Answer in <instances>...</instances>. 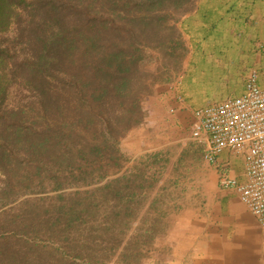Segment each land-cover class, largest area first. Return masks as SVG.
Segmentation results:
<instances>
[{
    "label": "trees",
    "instance_id": "1",
    "mask_svg": "<svg viewBox=\"0 0 264 264\" xmlns=\"http://www.w3.org/2000/svg\"><path fill=\"white\" fill-rule=\"evenodd\" d=\"M195 1L0 0V264H140L155 175L121 144L184 48L166 10Z\"/></svg>",
    "mask_w": 264,
    "mask_h": 264
},
{
    "label": "crops",
    "instance_id": "2",
    "mask_svg": "<svg viewBox=\"0 0 264 264\" xmlns=\"http://www.w3.org/2000/svg\"><path fill=\"white\" fill-rule=\"evenodd\" d=\"M179 28L188 41L186 57L175 80L155 87V99L173 110L166 121L170 129L188 122L185 147L211 170L217 187L212 222L219 217V226L209 225L210 239L189 243L166 264H264V228L234 191L219 185L222 175L244 180L240 158L225 150L208 163L205 143L191 136L192 111L243 96L252 75L264 88V0H199L181 17Z\"/></svg>",
    "mask_w": 264,
    "mask_h": 264
},
{
    "label": "rangeland",
    "instance_id": "3",
    "mask_svg": "<svg viewBox=\"0 0 264 264\" xmlns=\"http://www.w3.org/2000/svg\"><path fill=\"white\" fill-rule=\"evenodd\" d=\"M192 7L193 3L166 10V31L163 33L166 42L175 43L179 39L167 27L174 23L179 31L181 17ZM180 41L185 51L184 48L179 49L175 56H170L166 52L165 60L163 58L152 60L148 65L149 70L155 75L163 74L162 79L166 82L159 85L176 79L177 71L189 47L182 32ZM181 52L184 56L177 66L176 57ZM155 98L154 88L153 94L145 103V120L134 128L121 144L123 152L129 159L126 167L141 164L144 168L148 166L149 174L155 175L153 187L146 189L147 202L141 212L142 215H148L147 222L145 224L135 222L126 232L125 240L129 238L138 240L139 247L142 248L140 264H166L167 258L182 255L189 243L210 239L212 228L210 229L209 225L219 226V217L212 222V216L216 212L213 198L217 187L211 178L210 168L204 163H199L188 148V122L176 126L174 131V128L170 129L166 121L172 117L173 110ZM155 154H157L155 158H149ZM153 159L157 162L154 163ZM152 201H155V206L149 210ZM157 217H161V223L157 225L158 232L154 239L149 242L145 238L148 236L145 229L149 228L150 221ZM207 227L210 229L208 232L207 229L204 230ZM217 231L216 227L213 232L216 236Z\"/></svg>",
    "mask_w": 264,
    "mask_h": 264
},
{
    "label": "built area",
    "instance_id": "4",
    "mask_svg": "<svg viewBox=\"0 0 264 264\" xmlns=\"http://www.w3.org/2000/svg\"><path fill=\"white\" fill-rule=\"evenodd\" d=\"M191 136L206 145L204 160L214 164L227 150L238 156L244 180L222 175L219 185L234 191L264 228V88L252 75L243 96L192 111Z\"/></svg>",
    "mask_w": 264,
    "mask_h": 264
}]
</instances>
